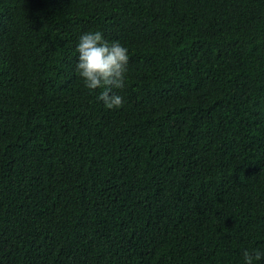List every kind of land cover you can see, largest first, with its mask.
<instances>
[{
  "label": "trees",
  "instance_id": "16d2710c",
  "mask_svg": "<svg viewBox=\"0 0 264 264\" xmlns=\"http://www.w3.org/2000/svg\"><path fill=\"white\" fill-rule=\"evenodd\" d=\"M92 30L129 49L120 109L75 71ZM257 246L264 0H0V264H242Z\"/></svg>",
  "mask_w": 264,
  "mask_h": 264
},
{
  "label": "clouds",
  "instance_id": "9594fccd",
  "mask_svg": "<svg viewBox=\"0 0 264 264\" xmlns=\"http://www.w3.org/2000/svg\"><path fill=\"white\" fill-rule=\"evenodd\" d=\"M77 53L75 71L89 91L96 92L97 100L109 110L120 109L124 97L115 90L126 87L129 49L119 41L109 42L98 30L83 32L75 45ZM242 264L264 262V247H249L242 250Z\"/></svg>",
  "mask_w": 264,
  "mask_h": 264
}]
</instances>
